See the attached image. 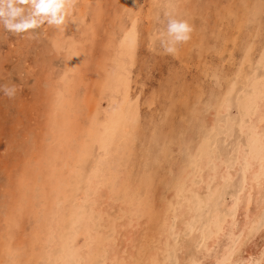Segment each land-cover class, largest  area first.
Segmentation results:
<instances>
[{
    "label": "rangeland",
    "instance_id": "374dc122",
    "mask_svg": "<svg viewBox=\"0 0 264 264\" xmlns=\"http://www.w3.org/2000/svg\"><path fill=\"white\" fill-rule=\"evenodd\" d=\"M262 10L264 11V0H78L66 17L65 23L59 27L45 23L35 30L17 34L7 31L3 24H0V85L17 87L16 95L12 99L0 91V197L3 196L0 198V230H2L0 264H87L78 252L80 248H86L89 244L93 249L88 264H109L107 257L110 248L119 246L121 230H118L124 229L128 222L131 225L138 222L139 228H143L142 241L129 244L132 246L130 252L132 254L123 264H145L143 258L145 260L146 256L143 254H148L147 252L156 243L152 225L159 224L158 227L162 225V213L167 211V207L171 206V209H174L173 201L177 195H182L188 179L192 178L193 181L195 179L197 186L203 183L201 162L209 156L211 166H214L215 160L221 158L236 164L240 149L243 147L245 153L250 151L251 143L256 136L255 130L264 123L260 116L258 118L259 110L256 111L257 103L260 108V102L264 100V97H261L264 94V12ZM169 14L174 18L186 20L192 27L191 39L176 45L177 51L173 54L166 53L162 45V40L167 39ZM259 81L263 82L259 83ZM64 84L70 86L69 90ZM258 90L261 94H258L260 93ZM64 96L66 98H63ZM77 96L80 98H76ZM245 97L251 99L253 105L250 100L249 103L246 102L248 99L244 100ZM75 106L79 108L76 109ZM197 107L199 111L202 110L199 112ZM58 112L59 115L65 112V119H62L65 127L60 124L62 121ZM55 118L56 120H52ZM192 122L195 124L193 125ZM49 123L52 126L49 127ZM71 123L73 126H70ZM59 127L62 129L59 130ZM46 130L52 133L46 134ZM49 141L50 144L47 143ZM200 143H202L201 147ZM194 144L202 149L197 148V151ZM50 146L52 148H49ZM47 149H52L51 154ZM58 152L65 158H62ZM52 154L53 157H49ZM101 160L107 163L104 164ZM160 161L162 164L159 163ZM113 162H117L116 168ZM176 163L180 166L178 172L175 171ZM238 163L234 177H227L221 184L222 188H226L231 193L238 189L244 179V170L240 166L244 163L240 162V165ZM117 165L120 168L119 166L117 168ZM75 166L76 168L78 166L76 170ZM57 169L58 171L55 172L54 170ZM118 170L125 171L127 176L115 186V174ZM186 174L189 175L186 177ZM91 178L98 180L109 197L111 196L110 201H113L111 209L106 205L99 206L100 204L97 203L94 198L95 189L89 187ZM38 183L45 186L43 202L38 201L34 196V189ZM18 193L21 194L18 195L19 197L16 195ZM196 193L197 191L192 193V203L195 212L198 211L194 216L195 221L193 218L191 223H188V231L184 232L186 236L192 233L198 222L201 227L206 225L218 196L215 194L208 201V205L204 206L199 194ZM24 194L29 195L24 196ZM193 196L198 198L195 199ZM21 198L22 202H20ZM28 199H33V202L29 204L31 200ZM232 201L233 198L230 197L229 204H232ZM119 203L121 205H118ZM158 203L159 205L156 206ZM20 205L25 210L28 209L24 212ZM134 206L139 208L137 214L132 213ZM162 206L163 212H161ZM31 208L34 209H32L33 217L30 213ZM51 224H54V227ZM85 224L90 228H85ZM175 224L176 218H173L169 234L171 239L177 242L180 235L174 228ZM261 225H264V211ZM33 243L37 244L35 249ZM125 243L122 255H126L123 250L127 252L126 247L129 248L128 243ZM166 244L168 245V242ZM49 245L53 246L50 248ZM173 249L174 247L168 250L166 256L165 253L162 255L163 261L168 262L167 264H179L176 250ZM245 257L247 260L251 258L250 251L245 253ZM59 261L60 263H56Z\"/></svg>",
    "mask_w": 264,
    "mask_h": 264
},
{
    "label": "bare ground",
    "instance_id": "6f19581e",
    "mask_svg": "<svg viewBox=\"0 0 264 264\" xmlns=\"http://www.w3.org/2000/svg\"><path fill=\"white\" fill-rule=\"evenodd\" d=\"M261 2V1H260ZM263 3V2H262ZM256 4H258V2L256 3ZM260 5V4H259ZM258 6V5H257ZM259 7V6H258ZM254 8V7H253ZM263 11V10H262ZM255 12V11H254ZM264 12V11H263ZM261 13V12H260ZM262 15V14H261ZM65 26V25H64ZM61 29H62V27H61ZM58 30V29H57ZM63 32V31H62ZM61 35V34H60ZM67 36V35H66ZM247 37V36H246ZM61 41H62V39H60ZM58 41V40H57ZM73 41H74V39H73ZM76 41V40H75ZM247 41H249V40H247ZM246 41V42H247ZM242 42V41H241ZM244 43V42H243ZM244 45V44H243ZM58 47H60V45L58 46ZM247 50H244V52H246ZM78 58V57H77ZM74 61V60H73ZM70 63H73V62H70ZM75 64V63H74ZM71 66V65H70ZM72 66H73V64H72ZM74 68H75V66H74ZM75 71V70H74ZM64 74V73H63ZM62 74V75H63ZM69 74V73H68ZM64 76V75H63ZM66 76L67 75H65V78H66ZM73 76V75H72ZM59 78V77H58ZM63 78V77H62ZM60 79V78H59ZM58 80V79H57ZM61 80V79H60ZM64 80H67V79H64ZM69 80V79H68ZM71 80V79H70ZM78 80V79H77ZM49 81V80H48ZM63 81V80H62ZM52 82V81H51ZM256 82H258V80L256 81ZM260 82H263V81H259V83ZM60 83V82H59ZM67 83H72V82H67ZM61 84V83H60ZM254 84V83H253ZM65 85V84H64ZM73 85H75L74 83H73ZM181 85V84H180ZM256 85V84H255ZM264 85V84H263ZM63 86V85H62ZM66 86V85H65ZM101 86V85H100ZM258 86V85H257ZM67 87V86H66ZM69 88H70V86H68ZM67 87V88H68ZM75 87V86H74ZM74 87H72V89L74 88ZM79 87V86H78ZM103 87V86H102ZM262 87V86H261ZM46 88V87H45ZM48 88V87H47ZM46 88V89H47ZM52 88V87H51ZM50 88V89H51ZM69 88H68V90H69ZM80 88V87H79ZM230 88V87H229ZM65 89V88H64ZM75 89H76V87H75ZM260 89V88H259ZM262 89V88H261ZM53 90V89H52ZM74 90V89H73ZM72 90V91H73ZM78 90V89H77ZM231 90V89H230ZM46 91V90H45ZM49 91V90H48ZM51 91V90H50ZM54 91V90H53ZM72 91H70V92H72ZM76 91V90H75ZM80 91H82V90H80ZM228 91V90H227ZM258 91H260V90H258ZM55 92V91H54ZM58 92V91H57ZM64 92V91H63ZM48 93V92H47ZM49 93H52V92H49ZM59 93V92H58ZM54 94H56V93H54ZM63 94V93H62ZM67 94V93H66ZM75 95V93H73L72 92V95ZM80 94V93H79ZM229 94V93H228ZM258 94H261V91H260V93L258 92ZM49 95V94H48ZM214 95V94H213ZM213 95H211V97L213 96ZM221 95V94H220ZM227 95V94H226ZM264 94H262V96L261 97H264L263 96ZM51 96H53V95H51ZM69 96V95H68ZM67 96V97H68ZM71 96V95H70ZM69 96V97H70ZM76 96V95H75ZM82 96V95H81ZM223 96H224V94H223ZM253 96V95H252ZM256 96V95H255ZM54 97V96H53ZM57 97V96H56ZM214 97V96H213ZM248 97V96H247ZM259 96L257 95V98H258ZM63 98H66L65 96L63 97ZM62 98V99H63ZM73 98V97H72ZM75 98V97H74ZM76 98H80V97H76ZM210 98V97H209ZM256 98V97H255ZM70 99V98H69ZM68 99V100H69ZM82 99V98H81ZM211 99V98H210ZM224 99V98H223ZM248 99V98H247ZM246 99V97L244 98V100H247ZM259 99H261V98H259ZM258 99V100H259ZM264 99V98H263ZM64 100V99H63ZM68 100H66L67 102H68ZM73 100V99H72ZM75 100V99H74ZM91 100V99H90ZM243 100V101H244ZM250 100V101H249ZM254 100V99H253ZM257 99H256V101H258ZM75 101H77V100H75ZM211 101V100H210ZM250 102V103H252L251 102V99H248L246 102ZM256 101H255V103H256ZM86 102V101H85ZM208 102V101H207ZM224 102V101H223ZM226 102V101H225ZM245 102V101H244ZM243 102V103H244ZM248 102V103H249ZM74 103V102H73ZM89 103V102H88ZM88 103H84V104H88ZM219 103V102H218ZM68 104V103H67ZM84 104H82V105H84ZM223 104V103H222ZM230 104V103H229ZM258 104V107H257V110L256 111H258L259 110V115H258V118H259V116L263 119V120H261V121H264V100H262L261 102H260V108H259V103H257ZM48 105V104H47ZM50 105H51V103H50ZM64 105V104H63ZM69 105V104H68ZM77 105V104H76ZM219 105V104H218ZM252 105H253V103H252ZM49 106V105H48ZM71 106H73V105H71ZM70 106V107H71ZM89 106H91V105H89ZM220 106V105H219ZM225 106V105H224ZM227 106H229V105H227ZM248 106V105H247ZM255 106V105H254ZM65 107H66V105H65ZM76 107V109L77 108H79V107H77V106H75ZM84 107H86V106H84ZM83 107V108H84ZM88 107V106H87ZM86 107V108H87ZM256 107V106H255ZM64 108V107H63ZM86 108H84L85 110H86ZM203 108V107H202ZM205 108V107H204ZM245 108H246V106H245ZM248 108V107H247ZM253 108V107H252ZM259 108V109H258ZM56 110H57V108H55ZM72 110H74V108H71ZM193 109H195V108H193ZM198 111H199V109H198V107L196 108ZM208 109V108H207ZM249 109H251V108H249ZM68 110V109H67ZM202 110V109H201ZM200 110V111H201ZM205 110H206V108H205ZM218 110V109H217ZM216 110V111H217ZM52 111V110H51ZM58 111V110H57ZM60 111V110H59ZM66 111V110H65ZM169 111H170V109H169ZM187 111H190V110H187ZM199 111V112H200ZM207 111V110H206ZM210 111V110H209ZM245 111V110H244ZM248 111V110H247ZM255 111V112H256ZM49 112H50V109H49ZM53 112H54V110H53ZM62 112V111H61ZM78 112V111H77ZM83 112V111H82ZM197 112V111H196ZM213 112V111H212ZM249 112V111H248ZM55 113V112H54ZM208 113V112H207ZM210 113V112H209ZM217 113V112H216ZM65 112L64 113H61L60 115H59V112H58V115L61 117V121H62V119H65ZM92 114V113H91ZM192 114V113H191ZM194 114H195V112H194ZM212 114V113H211ZM248 114V113H247ZM56 116H58L57 114H55ZM72 115V114H71ZM186 115V114H185ZM187 115H188V113H187ZM207 115H209V114H207ZM250 115H252L251 113H250ZM48 116V115H47ZM51 116V115H50ZM80 116V115H79ZM78 116V117H79ZM168 116V115H167ZM189 116V115H188ZM219 116V115H218ZM253 116V115H252ZM53 117V116H52ZM71 117V116H70ZM200 117V116H199ZM204 117V116H203ZM249 117V116H248ZM247 117V118H248ZM256 117V116H255ZM51 118V117H50ZM71 118H73V117H71ZM95 118V117H94ZM165 118V117H164ZM171 118V117H170ZM174 118V117H173ZM180 118V117H179ZM182 118H183V116H182ZM253 118H254V116H253ZM74 119H76V118H74ZM91 119H93L92 118V116H91ZM188 119V118H187ZM186 119V120H187ZM197 119V118H196ZM208 119V118H207ZM206 119V120H207ZM243 119V118H242ZM48 120H49V117H48ZM47 120V122H51V121H48ZM51 120V119H50ZM52 120H56V118L55 119H52ZM59 120H60V118H59ZM72 120V119H71ZM185 120V121H186ZM189 120V119H188ZM201 119H199V121H200ZM211 120V119H210ZM245 120V119H244ZM74 121V120H73ZM97 121V120H96ZM190 121V120H189ZM192 121V120H191ZM197 121V120H196ZM195 121V122H196ZM248 121V120H247ZM257 121H259V120H257ZM54 122V124H56V122L55 121H53ZM75 123H76V121H74ZM78 122H80V121H78ZM165 122V121H164ZM168 122V121H167ZM204 122V121H203ZM211 122V121H210ZM239 122H241V121H239ZM253 122V121H252ZM169 123V122H168ZM171 123V122H170ZM193 123V122H192ZM198 123V122H197ZM238 123V122H237ZM245 123V122H244ZM250 123H251V120H250ZM263 123V122H262ZM51 124H53L52 122H51ZM63 127H65L66 125H65V123H64V120L60 123ZM72 124V123H71ZM81 124V123H80ZM162 124H163V122H162ZM179 124V123H178ZM185 123H183V125H184ZM195 123H193V125H194ZM240 124V123H239ZM242 124V123H241ZM247 124V123H246ZM59 125V124H58ZM57 125V126H58ZM65 125V126H64ZM89 125H91V124H89ZM172 125V124H171ZM173 125H175V124H173ZM205 125V124H204ZM251 125V124H250ZM50 126H52V125H50V123H49V127ZM55 126V125H54ZM56 126V127H57ZM61 126V127H62ZM70 126H73V124L72 125H70ZM69 126V127H70ZM82 126H84V125H82ZM169 126V125H168ZM55 127V128H56ZM78 127V126H77ZM81 126H79V129L80 130H82V128H80ZM85 127V126H84ZM88 127V126H87ZM91 127V126H90ZM119 127V126H118ZM121 127V126H120ZM173 127H175V126H173ZM208 127V126H207ZM53 128V129H52ZM51 129L54 131V127H52ZM75 128V127H74ZM176 128V127H175ZM179 128V127H178ZM182 128H184V127H182ZM190 128H191V126H190ZM48 129V128H47ZM57 129V128H56ZM60 129H62V128H60L59 127V130ZM163 129V128H162ZM168 129V128H167ZM177 129V128H176ZM251 129V128H250ZM44 130V129H43ZM65 130V129H64ZM63 130V131H64ZM77 130H78V128H77ZM85 130H86V128H85ZM87 130H88V128H87ZM91 130V129H90ZM163 130H165V129H163ZM178 130V129H177ZM177 130H175V131H177ZM48 130H46V134L48 133L47 132ZM58 131V130H57ZM56 131V132H57ZM84 131V130H83ZM121 131V130H120ZM161 131V130H160ZM171 131V130H170ZM185 131V130H184ZM239 131V130H238ZM246 131H248V130H246ZM256 131V136H255V140H253L254 142L253 143H251V147H250V151H248V153H245V152H243V147H242V149H240L241 150V152L239 153L240 154V156H238L239 157V160L237 161V163L239 162H243L244 163V165L242 166V165H240L239 163V165L243 168V170H244V179H243V181H242V183L240 184V186L238 187V189L235 191V192H233V193H231L230 191H228L226 188H222V181L223 180H225L227 177H229V176H233L234 177V174L237 172V170H238V168H237V163L236 164H233V162H227L225 159H223V158H221V159H218V160H215V162L214 161H211V162H214V166H211L210 164H209V161H210V157L208 156V157H206L205 159H204V161H202L201 162V165L202 166H200L201 168H202V174L201 175H203V183L199 186H197L196 185V183L194 182L195 181V179H194V181H193V179L191 178V179H188V183L186 184V186H185V188L183 189L180 185H178V186H180L181 188V190H182V195H177L176 196V198H175V200L173 201L174 202V209H171V206L170 207H167V211L165 212L164 211V213H162L163 215V223H162V225L160 226V227H158L159 226V224L157 225V224H153V222H152V228L154 229V231H155V245H154V247L151 249V250H149L147 253L148 254H143V255H145V256H143V257H145V260H144V258H143V263L145 262V264H158L159 262V264H167V263H165L164 261H163V254L165 253V255L164 256H166V252L168 251V250H170L171 248H173L174 247V249L176 250V256H177V258H178V262H179V264H264V229H263V227H264V225L262 226L261 225V222H262V213H263V211H264V123H263V125L262 126H258V128L255 130ZM50 132L51 131H49V133L48 134H50ZM78 132H80V131H78ZM85 132H87V131H85ZM164 132V131H163ZM44 133V134H45ZM52 133V132H51ZM75 133V132H74ZM156 133H158V132H156ZM155 133V135H157ZM179 133V132H178ZM183 133V132H182ZM230 133V132H229ZM120 134V133H119ZM154 134V133H153ZM159 134H161V132L159 133ZM169 134V133H168ZM177 134V133H176ZM175 134V135H176ZM180 134V133H179ZM228 134V133H227ZM240 135H241V133H239ZM245 134H246V132H245ZM244 134V135H245ZM248 134V133H247ZM251 134V133H250ZM53 136H54V134H52ZM77 135V134H76ZM80 135V134H79ZM85 135V134H84ZM84 135H83V137H84ZM122 135V134H121ZM164 135V134H163ZM173 135H174V131H173ZM189 135V134H188ZM231 135V134H230ZM229 135V136H230ZM233 135V134H232ZM243 135V136H244ZM46 136V135H45ZM61 136H63V135H61ZM120 136V135H119ZM153 136V135H152ZM170 136H171V132H170ZM179 136V135H178ZM202 136V135H201ZM228 136V135H227ZM253 136V137H254ZM52 137V136H51ZM87 137V136H86ZM86 137H85V139H86ZM153 137H156V136H153ZM158 137V136H157ZM167 137V136H166ZM165 137V138H166ZM175 137V136H174ZM250 137V136H249ZM45 138V137H44ZM54 138V137H53ZM81 138V137H80ZM149 138H150V136H149ZM162 138V140H163V137H161ZM161 138H160V140H161ZM171 138H172V136H171ZM198 138L200 139V136H198ZM202 138V137H201ZM228 138V137H227ZM252 138V137H251ZM51 139V138H50ZM62 139V138H61ZM61 139H59V140H61ZM67 139V138H66ZM65 139V140H66ZM158 139V138H157ZM179 139V138H178ZM191 139V138H190ZM202 139H204V138H202ZM250 139V138H249ZM47 140H49V139H47ZM57 140V139H56ZM81 140V139H80ZM166 140H168V138H166ZM247 140H248V138H247ZM72 141H73V139H72ZM78 140H76V142H77ZM156 141V140H155ZM164 141V140H163ZM169 141V140H168ZM167 141V142H168ZM196 141V140H195ZM205 141V140H204ZM54 142V141H53ZM170 142V141H169ZM173 142V141H172ZM178 142V141H177ZM177 142H175L176 144H177ZM197 142V141H196ZM199 142H201V141H199ZM209 142V141H208ZM48 144H50V141L49 142H47ZM52 143V142H51ZM60 143V142H59ZM82 143V142H81ZM154 143V142H153ZM198 143V142H197ZM203 143V142H202ZM202 143H200V147L202 146L201 144ZM207 143V142H206ZM240 143V142H239ZM55 144V143H54ZM166 144V143H165ZM169 144V143H168ZM179 144H180V142H179ZM183 144V143H182ZM181 144V146L183 147V145ZM199 144V143H198ZM30 145V144H29ZM53 145V144H52ZM59 145V144H58ZM158 145V144H157ZM195 146H196V144H194ZM48 146V145H47ZM54 146V145H53ZM60 146V145H59ZM58 146V147H59ZM80 146H82V145H80ZM79 146V147H80ZM86 146V145H85ZM159 146V145H158ZM198 146V145H197ZM196 146V150L198 151V149H202V148H198ZM205 146V145H204ZM217 146V145H216ZM55 147H57V146H55ZM78 147V148H79ZM169 147H171V146H169ZM179 147V146H178ZM188 147V146H187ZM215 147V146H214ZM49 148H52L51 146L49 147ZM86 148V147H85ZM154 149H155V147H153ZM168 148V147H167ZM173 148V147H172ZM175 148V147H174ZM198 148V149H197ZM205 148V147H204ZM204 148H203V150H204ZM210 148V147H209ZM220 148V147H219ZM234 148V147H233ZM55 149V148H54ZM57 149V148H56ZM74 149V148H73ZM88 149V148H87ZM105 149V148H104ZM152 149V148H151ZM153 149V150H154ZM171 149V148H170ZM191 149V148H190ZM50 150H52V149H50ZM50 150H48L47 149V151H49L50 152V154H51V151ZM60 150V149H59ZM59 150H57V151H59ZM63 150V149H62ZM61 150V152H63L64 153V151H62ZM68 150V149H67ZM72 150V149H71ZM124 150V149H123ZM179 150H181V148H179ZM199 150V151H200ZM233 150V149H232ZM231 150V151H232ZM237 150V149H236ZM46 150H45V152H47ZM151 151V150H150ZM159 151V150H158ZM186 151V150H185ZM188 151V150H187ZM194 151V150H193ZM192 151V152H193ZM207 151V150H206ZM206 151H204V152H206ZM219 151V150H218ZM53 152H54V150H53ZM52 152V153H53ZM75 153H77L76 151H74ZM86 152V151H85ZM108 152V151H107ZM123 152V151H122ZM166 152H168L167 150H166ZM183 152V151H182ZM214 152V151H213ZM54 153H56L55 155H57V152H54ZM58 153H60V152H58ZM67 153V152H66ZM65 153V154H66ZM69 153V152H68ZM67 153V154H68ZM72 153V152H71ZM90 153H91V151H90ZM156 153V152H155ZM168 153H170V151L168 152ZM173 153V152H172ZM186 153V152H185ZM200 153H201V151H200ZM210 153V152H209ZM47 154V153H46ZM49 154V153H48ZM47 154V155H48ZM79 154V153H78ZM81 154H84V152L82 153L81 152ZM162 154V153H161ZM214 154V153H213ZM62 154L60 153V156H61ZM70 155V154H69ZM69 155H68V157H69ZM163 155H165V153H163ZM171 155V154H170ZM174 155V154H173ZM209 155H212V154H209ZM159 156V155H158ZM44 157H46V155L44 156ZM49 157H53V154H52V156H49ZM62 158H65L64 156H61ZM85 157V156H84ZM125 157V156H124ZM160 157V156H159ZM162 157V156H161ZM172 157V156H171ZM174 157V156H173ZM172 157V158H173ZM176 157V156H175ZM178 157V156H177ZM194 157V156H193ZM216 157V156H215ZM219 157H221L220 155H219ZM237 157V156H236ZM55 158V157H54ZM107 158V157H106ZM155 158V157H154ZM167 158V157H166ZM192 158V157H191ZM90 159V158H89ZM88 159V160H89ZM102 159V158H101ZM160 159H162V158H160ZM164 159V158H163ZM169 159V158H168ZM194 159V158H193ZM48 160H49V158H48ZM55 160V159H54ZM112 160H114L113 158H112ZM111 160V161H112ZM176 160V159H175ZM244 160V161H243ZM70 161V160H69ZM68 161V162H69ZM73 161H76V160H73ZM85 161H87V160H85ZM91 161V160H90ZM94 161V160H93ZM102 161V160H101ZM117 161V160H116ZM132 161V160H131ZM158 161V160H157ZM156 161V162H157ZM162 161V160H161ZM161 161L159 162V163H161ZM164 161V160H163ZM170 161V160H169ZM195 161V160H194ZM196 161H197V159H196ZM43 162V161H42ZM55 161H53V163H54ZM84 162V161H83ZM106 161L105 160H103L102 161V163H104V164H106L105 163ZM66 163V162H65ZM72 163H74V162H72ZM76 163V162H75ZM92 163V162H91ZM117 163V162H116ZM116 163H114L113 162V166L116 168ZM164 163H166L165 161H164ZM178 163V162H177ZM176 163V165L175 166H177L178 164ZM192 163V162H191ZM196 163H200V162H196ZM34 164V163H33ZM45 164V163H44ZM62 164V163H61ZM67 164V163H66ZM77 164H78V162H77ZM80 164V163H79ZM162 164V163H161ZM167 164V163H166ZM170 164V163H169ZM175 164V163H174ZM212 164V163H211ZM40 165H42V164H40ZM49 165V164H48ZM72 165V164H71ZM99 165V164H98ZM120 165V164H119ZM119 165H117V168H118V166ZM171 165V164H170ZM184 165V164H183ZM197 165V164H196ZM199 165V164H198ZM44 166V165H43ZM47 166V165H46ZM51 166V165H50ZM49 166V167H50ZM60 166V165H59ZM58 166V167H59ZM64 166V165H63ZM70 166V165H69ZM74 166V165H73ZM79 166V165H78ZM78 166H77V168H78ZM84 166V165H83ZM106 168L108 167V166H106V165H104ZM168 166V165H167ZM171 166H173V165H171ZM187 166V165H186ZM169 167V166H168ZM44 168V167H43ZM51 168V167H50ZM54 168H55V164H54ZM54 168H52V170L54 169ZM76 168V166H75V170L77 169ZM113 169L114 171L116 170V169ZM119 168H120V166H119ZM128 168V167H127ZM170 168H172V167H170ZM195 168H197V167H195ZM59 169V168H58ZM58 169L57 170H54L55 172H57L58 171ZM64 169V168H63ZM129 169V168H128ZM189 169V168H188ZM193 169V168H192ZM37 170V169H36ZM52 170H51V172H52ZM74 170V171H75ZM92 170V169H91ZM147 170V169H146ZM178 170H180V166H177V168H175V171L176 172H178ZM197 170V169H196ZM199 170V169H198ZM30 171H31V169H30ZM30 171H29V174H31L30 173ZM39 171V170H38ZM69 171H70V169H69ZM107 171V170H106ZM127 171V170H126ZM189 171V170H188ZM191 171V170H190ZM34 172V171H33ZM32 172V173H33ZM71 172V171H70ZM97 172H99V171H97ZM113 172V171H112ZM132 172V171H131ZM141 172V171H140ZM143 172H144V170H143ZM176 172H174V173H176ZM187 172V171H186ZM194 172H195V170H194ZM53 174H54V172H52ZM60 174H62L61 172H59ZM69 173V172H68ZM100 173V172H99ZM103 173V172H102ZM106 173H108V172H106ZM142 173V172H141ZM174 173H173V175H174ZM181 173H182V171H181ZM190 173V172H189ZM192 173V172H191ZM196 173V172H195ZM34 174V173H33ZM47 174H48V172H47ZM58 174V173H57ZM140 174V173H139ZM197 174V173H196ZM55 175V174H54ZM67 175V174H66ZM91 175V174H90ZM100 175H102V174H100ZM116 179H115V186H117L119 183H120V181H121V179L122 178H124V177H126L127 175L125 174V171H123V172H120V170H118L117 172H116ZM168 175H170V174H168ZM172 175V174H171ZM181 175V174H180ZM180 175L178 176L179 177V179H180ZM189 175V174H188ZM187 174H186V177L188 176ZM198 175V174H197ZM201 175L199 176V177H201ZM237 175V174H236ZM36 176H37V174H36ZM105 176V175H104ZM111 176V175H110ZM176 176V175H175ZM40 177H42V175H40ZM129 177V176H128ZM146 177H149V176H147L146 175ZM145 177V178H146ZM164 177V176H163ZM185 177V178H186ZM191 177H193V175L191 176ZM195 177V176H194ZM198 177V176H197ZM34 178V177H33ZM110 178V177H109ZM131 178V177H130ZM129 178V179H130ZM168 178V177H167ZM166 178V179H167ZM174 178V177H173ZM182 178H184V177H182ZM11 179V178H10ZM35 179V178H34ZM44 179V178H43ZM42 179V180H43ZM111 179V178H110ZM163 179V178H162ZM178 179V178H177ZM178 179V180H179ZM36 180H38V179H36ZM78 180V179H77ZM124 180V179H123ZM128 180V179H127ZM139 180V179H138ZM143 180V179H142ZM149 180V179H148ZM151 180V179H150ZM171 180H172V178H171ZM174 180V179H173ZM200 180V179H199ZM34 180H32V182H33ZM129 181H131V180H129ZM141 181V180H140ZM177 181V180H176ZM30 182V181H29ZM32 182H30V183H32ZM57 182V181H56ZM124 182H125V180H124ZM145 182V181H144ZM151 182V181H150ZM155 182V181H154ZM182 182V181H181ZM181 182H180V184H181ZM186 182V181H185ZM64 183V182H63ZM126 183V182H125ZM158 182H156V184H157ZM178 183V182H177ZM199 183V182H198ZM128 184V183H127ZM174 184H176V182L174 183ZM179 184V183H178ZM26 185H27V183H26ZM54 185V184H53ZM70 185V184H69ZM185 185V184H184ZM56 186V185H55ZM58 186V185H57ZM148 186H149V184H148ZM161 186V185H160ZM165 186H166V184H165ZM176 186H177V184H176ZM45 187V186H44ZM43 187V185L42 184H40V183H38L37 185H36V187H35V189H34V196L37 198V200L38 201H40V202H43L42 201V199H43V194L45 193V188ZM63 187V186H62ZM90 188H93V189H95V199H96V201H97V203L98 204H100L99 206H105L106 205V207H108V208H112V206H113V201H110V197H109V194H108V192L104 189V188H102V186L99 184V181L98 180H96L95 178H91V180H90V186H89ZM162 187V186H161ZM175 187V186H174ZM11 188V187H10ZM10 188H9V190H10ZM13 188H14V186H13ZM22 188V187H21ZM20 188V189H21ZM23 188H25V187H23ZM47 188V187H46ZM58 188V187H57ZM61 188V187H60ZM89 188V189H90ZM155 188V187H154ZM177 188V187H176ZM179 188V187H178ZM128 189H130V188H128ZM26 190V189H25ZM63 190V189H62ZM127 190V189H126ZM148 190H150L149 188H148ZM179 190V189H178ZM180 190V191H181ZM13 191H15V190H13ZM19 191V190H18ZM111 191H113V190H111ZM167 191V190H166ZM194 191H197V193L199 194V197H200V199H202V201H203V204H204V206H206V205H208V201L210 200V199H212V197L215 195V194H217L218 196H217V200H216V203H215V205H214V208L212 209V212L210 213V218H209V221L206 223V225H204V227H201V225H200V222H198L197 223V226H195L194 227V229L191 227V229H193V231H192V233L189 235V236H186L185 235V230H187V228H188V223L194 218V216H195V213L198 211H196L195 212V208H194V206H193V203H192V193L194 192ZM5 192V191H4ZM10 192H11V190H10ZM16 192V191H15ZM30 192V191H29ZM33 192V191H32ZM52 191H50V193H51ZM59 192V191H58ZM9 193V192H8ZM21 193V192H20ZM20 193H18V194H16L17 196L20 194ZM24 193H26L25 191H24ZM135 193V192H134ZM180 193V192H179ZM196 193V194H197ZM11 194V193H10ZM30 194V193H29ZM28 194V195H29ZM21 195V194H20ZM28 196L27 194H24V196ZM51 195V194H50ZM59 195V194H58ZM110 195H113V194H110ZM118 195V194H117ZM163 195V194H162ZM175 195V194H174ZM22 196H23V193H22ZM65 196V195H64ZM130 196V195H129ZM134 196V195H133ZM3 197V196H2ZM2 197H0V198H2ZM6 197V196H5ZM5 197H4V199H5ZM19 197V196H18ZM30 198H31V196H29ZM51 197H52V195H51ZM57 197V196H56ZM164 197V196H163ZM171 197H173V196H171ZM195 197H197V196H195ZM194 196H193V198H195ZM233 198V201H232V204H229L230 202H229V198ZM10 198V197H9ZM16 198V197H15ZM28 198V197H27ZM91 198H92V196H91ZM148 198V197H147ZM198 198V197H197ZM25 199V198H24ZM84 199V198H83ZM135 199V198H134ZM196 199V198H195ZM200 199H199V201H200ZM27 200V199H26ZM28 200H31L30 202H29V204L31 203V202H33V199H28ZM156 200H158V199H156ZM169 200V199H168ZM10 201H13V200H10ZM51 201H52V199H51ZM81 201V200H80ZM171 201H172V199H171ZM199 201H197V202H199ZM4 202V201H3ZM16 201H14V203H15ZM20 202H22V198H21V201ZM27 202V201H26ZM127 202H129L128 200H127ZM126 202V203H127ZM136 202V201H135ZM159 202V201H158ZM162 202V201H161ZM164 202V201H163ZM11 203V202H10ZM13 203V202H12ZM19 203V202H18ZM23 203H24V200H23ZM36 203V202H35ZM51 203V202H50ZM54 203H55V201H54ZM85 203V202H84ZM125 203V202H124ZM156 203H157V201H156ZM200 203V202H199ZM198 203V204H199ZM202 203V202H201ZM207 203V204H206ZM17 204V203H16ZM15 204V205H16ZM28 204V203H27ZM33 204V203H32ZM38 204H39V202H38ZM123 204V203H122ZM135 204V203H134ZM140 204V203H139ZM144 204V203H143ZM162 204V203H161ZM161 204H160V206H161ZM9 205V204H8ZM13 205L14 204H12V207H13ZM25 205V204H24ZM34 205V204H33ZM118 205H121L120 203L118 204ZM125 205V204H124ZM159 205V203L158 204H156V206H158ZM19 206V205H18ZM20 206H22V205H20ZM30 206V205H29ZM37 206V205H36ZM56 206H57V204H56ZM146 206V205H145ZM165 206V205H164ZM6 207H7V205H6ZM27 206L25 205V208H26ZM66 207V206H65ZM144 207V206H143ZM200 207V206H199ZM18 208V207H17ZM22 209H24L23 208V206L21 207ZM37 208V207H36ZM60 208H61V206H60ZM97 208H99V207H97ZM96 208V209H97ZM123 208V207H122ZM150 208H152V207H150ZM157 208V207H156ZM201 208H202V206H201ZM15 209H16V207H15ZM28 209V208H27ZM26 209V210H27ZM32 209L33 208H31V216L33 217V211H32ZM40 209V208H39ZM43 209V208H42ZM105 209V208H104ZM103 209V210H104ZM153 209H155V208H153ZM153 209H151L152 211H153ZM162 209H163V206H162V208H161V212H163L162 211ZM199 209V208H198ZM1 210V209H0ZM18 210V212H19V209H17ZM25 209H24V212L26 211ZM34 210V209H33ZM41 210V209H40ZM61 210V209H60ZM101 210V209H100ZM139 210V208H138V206H134V208H133V214H137L136 212ZM142 210V209H141ZM145 210V209H144ZM158 210V209H157ZM164 210V209H163ZM9 211V210H8ZM22 211V210H21ZM130 211H132V210H130ZM200 211V210H199ZM203 211V210H202ZM201 211V212H202ZM10 212V211H9ZM17 212V211H16ZM29 212V211H28ZM58 212V211H57ZM116 212V211H115ZM140 212V211H139ZM159 212H160V210H159ZM7 213V212H6ZM12 213V212H11ZM11 213H9V214H11ZM109 213V212H108ZM113 213H114V211H113ZM157 213V212H156ZM1 214H2V212H1ZM4 214H5V212H4ZM8 214V215H9ZM13 214H14V211H13ZM104 214V213H103ZM111 214V213H110ZM117 214V213H116ZM146 214V213H145ZM199 214H200V212H199ZM6 215V214H5ZM4 215V217H7V216H5ZM17 215H18V213H17ZM201 215V214H200ZM102 216V215H101ZM100 216V217H101ZM104 216V215H103ZM102 216V217H103ZM112 216V215H111ZM3 217V216H2ZM14 217V220H15V216H13ZM31 217V218H32ZM99 217V216H98ZM105 217V216H104ZM161 217V216H160ZM199 217V216H198ZM9 218H10V216H9ZM16 218H18V217H16ZM34 218H36V217H34ZM125 218V217H124ZM133 218V217H132ZM154 218H155V216H154ZM158 218V217H157ZM173 218H176V224L174 225V228L179 232V240L177 241V242H174V240L173 239H171V237H170V234H169V231H170V228L172 227V221H173ZM202 218V217H201ZM7 219V218H6ZM11 219V218H10ZM37 219V218H36ZM43 219V218H42ZM55 219V218H54ZM53 219V220H54ZM68 219V218H67ZM71 219V218H70ZM143 219V218H142ZM159 219V218H158ZM3 220H4V218H3ZM61 220V219H60ZM128 220V219H127ZM131 220V219H130ZM197 220V219H196ZM33 221V220H32ZM35 221V220H34ZM129 221V220H128ZM154 221V220H153ZM160 222H161V220H159ZM159 221H156V222H159ZM194 221H195V218H194ZM4 222V221H3ZM9 223L8 224H10V221H8ZM13 222V221H12ZM11 222V223H12ZM16 221H14V223H15ZM36 222V221H35ZM41 222V221H40ZM51 222V221H50ZM57 222V221H56ZM103 222V221H102ZM33 223V222H32ZM105 223H107L106 221H105ZM137 224H132L131 225V223H127V224H125L126 225V227L123 229H117L118 231H120L121 230V234L119 233V235L121 236L120 237V239H119V246L116 248H114V247H111L110 248V251H109V254H108V260H109V264H123V262H125L126 261V259L128 258V260H129V256H131V254L132 253H130V252H132V246H130L129 244H133V243H137V242H141L142 241V236H141V233L143 232V228L141 229V228H139V225H138V222H136ZM141 223H142V221H141ZM155 223V222H154ZM191 223V222H190ZM41 224V223H40ZM88 224V223H87ZM87 224H85V228H90V226L89 225H87ZM108 224V223H107ZM193 224V223H192ZM5 225V224H4ZM14 225V224H13ZM12 225V226H13ZM37 225V224H36ZM54 225V224H53ZM52 224H51V226H53ZM74 225V224H73ZM117 225V224H116ZM194 225V224H193ZM129 226H130V228H129ZM190 226H191V224H190ZM1 227V226H0ZM35 227V226H34ZM37 227V226H36ZM40 227V226H39ZM38 227V228H39ZM54 227V226H53ZM119 227V226H118ZM5 228V227H4ZM52 228V227H51ZM55 228H57V227H55ZM121 228V227H120ZM146 228V227H145ZM149 228V227H148ZM31 229H32V226H31ZM36 230V229H35ZM39 230V229H38ZM37 230V231H38ZM87 230V229H86ZM173 230V229H172ZM2 230H0V232H1ZM39 231H42V229H40ZM44 231V230H43ZM51 231V233H52V230H50ZM107 231V230H106ZM147 231V230H146ZM153 231V230H152ZM188 231V230H187ZM3 232H5V231H3ZM32 232V231H31ZM56 232H59V231H57L56 230ZM104 231H102V233H103ZM150 232V231H149ZM36 233V232H35ZM34 233V234H35ZM43 234H44V232H42ZM50 233V232H49ZM85 233H87V231L85 232ZM108 233V232H107ZM118 233V232H117ZM4 234V233H3ZM2 234V235H3ZM39 234H40V232H39ZM42 234V235H43ZM59 234V233H58ZM61 234V233H60ZM59 234V235H60ZM175 234V233H174ZM174 234H173V236H174ZM178 234V233H177ZM1 235V234H0ZM53 235V234H52ZM56 237L58 236V235H56V234H54ZM105 235V234H104ZM145 235V234H144ZM149 235V234H148ZM4 236V235H3ZM19 236V235H18ZM27 236V235H26ZM35 237L37 236V235H34ZM34 236H32V237H34ZM51 236V235H50ZM77 236V235H76ZM106 236V235H105ZM116 236V235H115ZM5 237V236H4ZM22 237V236H21ZM20 237V238H21ZM28 237V236H27ZM40 237H41V235H40ZM47 237H49V236H47ZM70 237V236H69ZM119 237V236H118ZM117 237V238H118ZM29 238V237H28ZM36 238H39V237H36ZM35 238V239H36ZM50 238V237H49ZM55 238V237H54ZM2 239H4V238H2ZM24 239H26V237L24 238ZM34 239V240H35ZM43 239L44 240H46L44 237H43ZM42 239V240H43ZM85 239H87V238H85ZM34 240H32V242H34ZM38 240V239H37ZM59 240V239H58ZM80 240V239H79ZM91 240V239H90ZM89 240V241H90ZM93 241H94V238L92 239ZM91 240V241H92ZM21 241V240H20ZM26 241H28V240H26ZM91 241H90V243H91ZM129 241V242H128ZM30 242V241H29ZM35 242H36V240H35ZM38 242H40L39 240H38ZM58 242V241H57ZM57 242H54V243H56V244H58ZM61 242V241H60ZM85 242V241H84ZM83 242V243H84ZM86 242H87V240H86ZM118 242V241H117ZM125 242H127L128 244L127 245H129V248L128 247H126V251L127 252H125V250H123L124 251V253H127L126 255H122V249H124L125 248V246H126V243ZM166 242H168V245L166 244ZM23 243V242H22ZM125 243V244H124ZM34 244V243H33ZM41 244H42V242H41ZM44 244H45V242H44ZM50 244V243H49ZM81 245H82V243H80ZM79 244V245H80ZM108 244H110L109 242H108ZM143 244V243H142ZM35 246H34V249L36 248V243L34 244ZM54 245V244H53ZM52 245V246H53ZM94 245V244H93ZM103 245V244H102ZM144 245V244H143ZM149 245V244H148ZM19 246H20V244H19ZM29 246H30V244H29ZM50 246V245H49ZM52 246H50V248L52 247ZM88 245H86V248H80V250H79V252H78V254H79V256L81 257V259H84L85 260V262H87V264H88V261H89V259H90V256H91V251H92V249H93V246L92 245H90L89 244V246L87 247ZM141 246V245H140ZM145 246V245H144ZM23 247V246H22ZM26 247H27V245H26ZM37 247H39V246H37ZM42 246H40L39 248H41ZM79 247V246H78ZM148 246H146V248H147ZM135 248V247H134ZM137 248V247H136ZM144 248V247H143ZM142 248V249H143ZM145 248V249H146ZM250 248H251V250H250ZM38 249V248H37ZM139 249V248H138ZM173 249V250H174ZM50 250V249H49ZM135 251V250H134ZM138 251V250H137ZM137 251H135V252H137ZM146 251H147V249H146ZM248 251H250V254H251V258L250 259H248L247 260V258L245 257V253L246 252H248ZM145 252V251H144ZM33 253V252H32ZM52 253V252H51ZM102 253V252H101ZM143 253V252H142ZM174 253H175V251H174ZM13 254V256H14V253H12ZM29 254V253H28ZM138 254V253H137ZM137 254L135 255V256H137ZM140 254V253H139ZM11 255V254H10ZM58 255V254H57ZM62 255H64V253L62 254ZM8 256V255H7ZM51 256V255H50ZM22 257V256H21ZM105 257V256H104ZM168 257V256H167ZM175 257V256H174ZM14 258V257H13ZM16 259L18 258V257H15ZM136 258H139V257H136ZM169 258V257H168ZM167 258V259H168ZM176 258V259H177ZM12 259V258H11ZM19 259H21V258H19ZM39 259V258H38ZM43 259V258H42ZM68 259V258H67ZM105 259V258H104ZM131 259V258H130ZM132 260V259H131ZM133 260H134V257H133ZM137 260V259H136ZM139 260V259H138ZM20 261V260H19ZM45 261V260H44ZM81 261V260H80ZM247 261V262H246ZM35 262V261H34ZM41 262L43 263V261L41 260ZM63 262V261H62ZM84 262V263H85ZM107 262V261H106ZM37 263V262H36ZM45 263V262H44ZM56 263H60V261L59 262H56ZM64 263V262H63ZM141 263V262H140ZM170 263V262H169ZM35 264V263H34ZM125 264V263H124ZM127 264V263H126ZM131 264V263H130ZM134 264H136V263H134Z\"/></svg>",
    "mask_w": 264,
    "mask_h": 264
},
{
    "label": "clouds",
    "instance_id": "9594fccd",
    "mask_svg": "<svg viewBox=\"0 0 264 264\" xmlns=\"http://www.w3.org/2000/svg\"><path fill=\"white\" fill-rule=\"evenodd\" d=\"M78 0H0V24L13 33H24L35 30L47 23L59 27L65 23L66 17L74 9ZM27 6V7H25ZM192 27L184 19L167 18V39L162 40L164 50L168 54L177 51L176 45L191 39ZM0 91L9 99L17 92L15 85H0Z\"/></svg>",
    "mask_w": 264,
    "mask_h": 264
}]
</instances>
